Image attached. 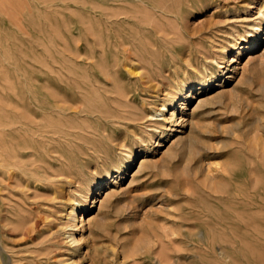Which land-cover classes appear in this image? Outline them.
Segmentation results:
<instances>
[{
    "label": "rangeland",
    "instance_id": "374dc122",
    "mask_svg": "<svg viewBox=\"0 0 264 264\" xmlns=\"http://www.w3.org/2000/svg\"><path fill=\"white\" fill-rule=\"evenodd\" d=\"M102 4L111 8L108 22L101 17ZM260 7L264 12V0H0V130L13 102L68 100V109L50 111L52 119L67 127L64 139L54 142L65 156L58 165L64 171L79 170L81 177L88 169L94 171L98 152L110 143L107 135H125L123 123L97 112L117 113L104 92L140 87L117 66L118 78L95 85L96 93L83 98L84 108L77 107L80 97L65 77L50 86L51 67H59L64 76L71 68V50L93 55L94 63L81 60L76 66L94 72L97 79L104 77L101 68L112 71L113 61L124 59L125 48L152 78L189 71L187 84L179 96L168 99L163 117L155 116L157 122L149 127H128V133L133 128L143 139L129 144L134 152L131 166L120 175L116 170L103 174L88 197V209H78L76 221L66 222L76 223L67 230L74 231L85 253L66 250L73 257L69 263L264 264ZM190 57L202 58L193 59L202 73L188 67ZM162 87L152 94L158 96L141 95L150 113L160 109L167 91ZM217 91L220 98H214ZM207 96L214 99L196 107ZM128 106L136 110L135 103ZM178 135L185 137L183 147ZM126 152L117 151L116 156ZM141 157L150 160L136 170ZM105 187L119 192L100 207ZM91 215L96 216L88 224L85 219ZM199 233H208L212 244L205 246Z\"/></svg>",
    "mask_w": 264,
    "mask_h": 264
},
{
    "label": "bare ground",
    "instance_id": "6f19581e",
    "mask_svg": "<svg viewBox=\"0 0 264 264\" xmlns=\"http://www.w3.org/2000/svg\"><path fill=\"white\" fill-rule=\"evenodd\" d=\"M258 10L259 14L264 16L262 7ZM100 12L102 19L108 22L111 17V8L107 4H102ZM126 15L129 17V14ZM91 28L89 24L85 26L86 31L91 30ZM118 41L119 39L115 40L113 44L119 43ZM125 50L127 53H125L124 59L119 62L112 59L114 64L112 71L107 72L108 68H106V71L101 68L100 73L104 77L106 76V78L103 77L102 79L94 77L96 75L94 72L91 74L83 70L79 71L76 66L77 63L79 64L81 60L94 63L95 58L93 55L82 54L78 51H70L69 60L72 66L66 70L65 76L62 73L63 70L59 67L53 66L50 68V86L56 82H62L63 77H65L75 93L80 97L78 103L74 102L77 107L80 105V108L81 104L84 108L83 98L90 96L92 92L93 94L94 92L96 93L95 85L118 78L120 70L117 69V66H122L124 74L129 79H136L140 84V87L132 89L120 86L118 90L104 92L105 100H111V105L116 109L117 113L113 112V109L110 111L97 109L98 114L115 123H123L127 129L125 128V135H107L110 143L98 152L95 170L90 171L88 169V174H84L83 177L79 175V170L64 171L58 167L65 156L59 150L57 143L54 142L64 139L63 137L66 136L64 130L67 127L65 122L60 123L58 120L52 119L50 111L51 113H61L63 110L68 109L70 106L68 100L59 99L58 97L55 100L40 102L35 99L27 101L21 99L8 106V112H11L2 118L0 130V259L3 264L77 263L74 260L69 263V260L73 259V257L68 256L66 250L73 249L79 255H84L85 253L82 252L83 247L79 243L80 240L76 238L74 231L67 230V227L76 226V223L71 225L66 222L76 221L78 209H88V197L95 190L94 186L99 184L98 181L102 179L103 174L110 176L112 170H116L120 175L124 168L131 166L134 152L129 144H137L143 139L133 128L130 129L131 133H128V127H135L136 125L149 127L150 123L157 122L155 116L163 114V110L166 109L169 103L168 99L176 98L187 84V79L190 77L188 70L184 69L182 75L175 71L173 75H161V78L157 79L154 77V80L147 71L141 69L142 66L138 64L139 62L136 63L134 57L128 53L127 48ZM262 53L264 54V52ZM260 55L258 56L260 57ZM193 59L200 61L202 58L190 57L186 62L188 67L192 68L196 73H202L197 69L196 64L198 63L195 62L196 64H194ZM251 60L253 62L258 61L256 64L259 62L261 64L260 58L258 60L257 56H253ZM262 61H264L263 58ZM129 65L132 66L128 67ZM103 67L105 69L106 65H103ZM179 69L181 70V67ZM205 69H207V66ZM165 79H168L167 84ZM164 85L167 86V91L165 98L160 104V109H156L155 113H150L147 107V98L141 95L154 96L160 92L159 90ZM153 92H155L154 95H152ZM218 92L214 95V98L221 97L222 92ZM138 97L142 98L140 102H138ZM205 97L197 101L196 107L203 104L202 102L204 101L214 99L211 96ZM130 103L136 104V110L128 109V104ZM194 108L189 115L193 116ZM157 111L160 113H157ZM183 119L182 114L179 116V121ZM176 137L178 145L183 147L186 144L185 137L183 135ZM173 141L175 140L173 139ZM121 150L127 152L116 156V152ZM139 160L136 170H140L142 166L144 167V163L150 159L141 157ZM88 163L89 161H87ZM134 172L136 173V171ZM86 175L89 178H86ZM68 186H75V188L73 187L72 191L68 192L66 190ZM82 187H85V189L82 190ZM118 192L119 190L115 188H102V198L99 199V206L101 207L102 204L104 206L105 200H109L107 198L113 197ZM63 210L66 211L65 214H63L64 212L62 213ZM93 216L95 217L96 215ZM93 216L91 215L85 219L88 224L92 223ZM64 217H67L66 221L62 220ZM83 218L80 217V220H83ZM65 234V239H61V236H65ZM199 236H201L205 246L212 244L213 240L208 233L201 235L199 233ZM61 241L66 244L65 248L62 247Z\"/></svg>",
    "mask_w": 264,
    "mask_h": 264
}]
</instances>
